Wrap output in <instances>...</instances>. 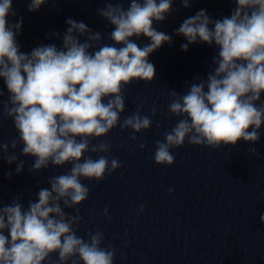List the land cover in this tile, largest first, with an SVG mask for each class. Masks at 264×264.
<instances>
[{"label": "clouds", "instance_id": "obj_1", "mask_svg": "<svg viewBox=\"0 0 264 264\" xmlns=\"http://www.w3.org/2000/svg\"><path fill=\"white\" fill-rule=\"evenodd\" d=\"M180 2L189 6V0ZM43 3L45 0H31L29 11L38 10ZM172 3L130 0L125 9L118 0L100 9V15L114 26L110 39L122 47L101 45V33H92L83 22L69 18L61 49L50 44L29 54L20 51L16 40L22 21L11 26L7 22L9 14L15 15L12 0H0V77L10 94L0 104L3 117L12 119L19 134L0 142V152L22 145V154L35 158L34 172L50 164L71 165L67 173L49 178L50 190L41 188L38 202H29L27 210L18 199L0 206V264H45L53 254H58L55 264H114L116 249L101 247V231L88 232L87 239L77 235L76 226L82 220L77 206L90 193L81 178L99 182L122 166L118 158L103 155L110 152L111 143L100 138L117 126L133 133L152 126V118L141 113L142 105L121 122L124 89L133 81L150 83L154 79L155 66L148 57L163 43H172V37L157 31L153 22L164 21ZM235 3L230 17L213 20L201 9L176 30L187 40L182 50L193 43L214 42L219 52L213 58L217 67L206 80L192 83L186 94L169 93V113L180 119L164 132L163 141L155 142L152 158L158 165H173L171 149L186 141L220 149L235 147L240 140L255 143L260 139L264 103L257 102L264 93V0ZM74 33L87 34V41L81 43ZM141 35L151 43L140 47L130 39ZM90 48L96 50L90 52ZM151 113L156 115L155 106ZM130 139L135 141L136 135ZM138 146L141 150L146 147L143 142ZM249 151L257 154L254 147ZM91 154L98 155L93 158ZM6 159L11 164L18 158L13 152ZM23 167V162L18 163L16 172ZM138 207L143 212L144 206ZM64 208L75 209L76 214L66 213ZM103 212L109 216L107 208ZM260 221L264 223V214Z\"/></svg>", "mask_w": 264, "mask_h": 264}]
</instances>
